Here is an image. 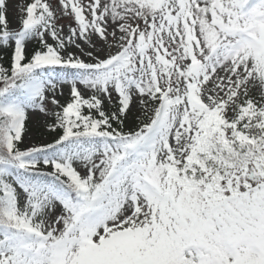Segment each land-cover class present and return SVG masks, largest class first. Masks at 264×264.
Instances as JSON below:
<instances>
[{
    "label": "snow or ice",
    "instance_id": "1",
    "mask_svg": "<svg viewBox=\"0 0 264 264\" xmlns=\"http://www.w3.org/2000/svg\"><path fill=\"white\" fill-rule=\"evenodd\" d=\"M15 9L14 27L0 0V264H264V0ZM30 113L52 142L21 147Z\"/></svg>",
    "mask_w": 264,
    "mask_h": 264
},
{
    "label": "rangeland",
    "instance_id": "2",
    "mask_svg": "<svg viewBox=\"0 0 264 264\" xmlns=\"http://www.w3.org/2000/svg\"><path fill=\"white\" fill-rule=\"evenodd\" d=\"M18 2H30V0H9L10 5V11H9V18L13 20V26H17L15 21L16 17L19 15V13L15 9V5ZM32 48V45L30 44L28 47V50L30 51ZM7 58V54L0 53V62L1 60ZM63 96H58L57 98L60 100L61 103H65L67 101H70V86L69 85H63ZM134 114L135 115H141L140 110L138 107L134 108ZM51 123L50 118L44 117L42 114L39 113H30L29 121L27 122L28 132L25 135L24 138V144L21 145V147H30L32 145H40L44 143H50L53 140L52 134H50L46 128V124ZM136 123H139V121H136ZM78 170L81 171V174H84V169L78 168Z\"/></svg>",
    "mask_w": 264,
    "mask_h": 264
},
{
    "label": "trees",
    "instance_id": "3",
    "mask_svg": "<svg viewBox=\"0 0 264 264\" xmlns=\"http://www.w3.org/2000/svg\"><path fill=\"white\" fill-rule=\"evenodd\" d=\"M6 61V59H2V61L1 62H5ZM85 112H87V110L85 109Z\"/></svg>",
    "mask_w": 264,
    "mask_h": 264
}]
</instances>
